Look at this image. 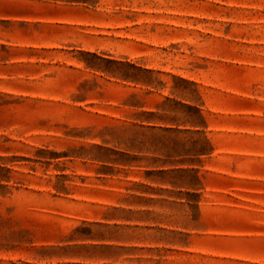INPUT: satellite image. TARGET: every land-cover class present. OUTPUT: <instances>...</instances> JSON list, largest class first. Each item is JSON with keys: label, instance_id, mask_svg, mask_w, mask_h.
I'll list each match as a JSON object with an SVG mask.
<instances>
[{"label": "rangeland", "instance_id": "obj_1", "mask_svg": "<svg viewBox=\"0 0 264 264\" xmlns=\"http://www.w3.org/2000/svg\"><path fill=\"white\" fill-rule=\"evenodd\" d=\"M0 264H264V0H0Z\"/></svg>", "mask_w": 264, "mask_h": 264}]
</instances>
